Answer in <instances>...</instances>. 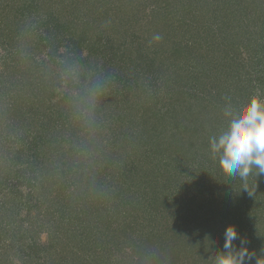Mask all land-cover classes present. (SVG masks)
<instances>
[{
  "label": "trees",
  "instance_id": "1",
  "mask_svg": "<svg viewBox=\"0 0 264 264\" xmlns=\"http://www.w3.org/2000/svg\"><path fill=\"white\" fill-rule=\"evenodd\" d=\"M57 2L60 16L75 1ZM76 2L73 21L62 23L57 13L33 16V0H0V48L7 51L0 66V264H14L12 255L18 264H213L226 251L230 225L253 253L246 264L264 262L255 255L264 249V222L256 221L264 213V174L254 168L246 180L225 177L209 144L228 127L226 102L236 110L255 87L230 63L228 91L219 70H228L220 62L226 55L221 51L216 63L195 49L202 23H222L234 12L210 16V0ZM31 15L42 29V48L33 35L28 39ZM61 47L66 61L58 67L75 74L66 88L55 83L61 77L53 75V61L34 53L52 49L51 58ZM102 56L109 63L100 64ZM143 64L170 81L165 111L158 97L164 85L144 78ZM184 79L192 90L179 85ZM144 148L154 158L151 167ZM226 179L234 194L225 211L214 209L213 198L186 199L191 189L223 191ZM116 251L123 260L112 263Z\"/></svg>",
  "mask_w": 264,
  "mask_h": 264
},
{
  "label": "rangeland",
  "instance_id": "2",
  "mask_svg": "<svg viewBox=\"0 0 264 264\" xmlns=\"http://www.w3.org/2000/svg\"><path fill=\"white\" fill-rule=\"evenodd\" d=\"M33 1L35 3L33 5L34 6L33 9H34V11H36V13L33 16H37L38 18H41V19H44V18L49 19L52 17L54 18L55 14L57 13V18L59 20H61L62 23H63L64 19L67 22L73 21V19H74L73 15L74 14L72 13V11H73L72 7H74L78 3V2H76V0H74L75 2H70L68 4L66 3L65 4L66 8L63 7L64 11L61 12L60 16H59L58 15L59 5H58L57 0H33ZM210 1H212L211 2L210 16H212L213 13L215 11H218V10H222L223 13H227V11L229 10V11H231V14H232V12H234L235 16H228L230 19L228 20V18H226L222 23H220L219 20L216 21L215 24H208V21L205 24L202 23L203 26L201 24L199 26V30H196V33L198 34V36L196 39L197 45H196L195 49H197V48L202 49V53H205V54L207 53L208 55L213 56V60H215L216 63H218L219 57L221 56V51L224 55H226L225 62L224 61H220V62H221V64L222 63L225 64L226 65L225 67L228 70H225L221 67H219V70H221V72H222V81L224 83V87L227 86L228 91H232V89L230 90L229 87H232V82H231L232 77L231 76H233L230 73V66H228V65L230 63H234L235 66H239V72H238L239 75L246 78L247 81L245 82V84L248 87L249 86L255 87V89H253L252 92H250L252 97L254 95H258L261 98H264V1L262 0L263 1L262 3H258L261 0H257L254 4H253V2H247L246 0H210ZM248 1H251V0H248ZM257 3H258V7L256 8L255 4H257ZM62 5H64V3ZM255 9H258V11L256 13L254 11ZM206 11L208 13V8ZM231 14H229V15H231ZM27 15H28L27 13H24L23 15H21V17L25 18ZM91 16H93V14ZM209 17L207 19H209ZM232 17H235V18H232ZM66 21H64V22H66ZM26 23L31 24L29 27L30 32L28 34L29 35L28 39L31 41V39H32L31 37L33 35V37L35 39V45L38 44L39 47L42 48V41H41V39H42L41 30L42 29L38 28L40 26V24L38 25L39 22L33 21V17L31 15V16H28V20ZM144 23H145V20H142L140 25L142 27H144V25H145ZM139 31H141V30H139ZM26 32H27V30L25 29V33ZM22 33H23V31H22ZM100 37H102V35H100ZM136 37L138 38L137 40L140 41V45L143 48L142 50L147 49L149 47V45L146 44V37L142 36V33L139 32ZM82 39H83L84 45L87 46L88 43L84 42L85 41L84 38H82ZM94 39L96 40V38H94ZM134 44L136 46V43H134ZM88 47H90V46H88ZM101 50L102 49H99L98 54H102V52H100ZM157 50H159V49H151V51H153V52L154 51L156 52ZM51 51H52V49H40V48L34 49V53L36 54L38 59L41 60L43 58L44 61H46L45 63H50L51 60L53 61L54 64L53 63L49 64L51 67L55 68V70H53V75H59L61 77L60 79L55 81V83H60V85L65 87V88H66V86H69V85L71 87L74 84L73 79L75 78V74L69 69L68 70L66 69L63 71L62 69H60L58 67V66H61L62 62L66 61L65 60L66 58L60 59V55H59V54L64 53L65 47H61L60 50L56 49L55 51H57V53H54V57L50 58V57H48L47 54H48V52L50 53ZM103 52L108 53L107 51H103ZM225 52H227V54H225ZM6 53H7V51L5 52L4 50H1V48H0V66L4 62L3 58L5 59L7 57ZM86 55H88V54L86 51H84L83 56L86 57ZM74 57H76V56H73V58ZM227 58L230 59L229 63H227V60H228ZM108 60H109V56H106L105 58H104V56H102V60L99 63L104 65L105 63H109ZM48 61H50V62H48ZM154 63H156V62H154ZM192 63L193 62H191L190 64H192ZM142 66H143L142 70H140V71L142 72L145 70L144 78L147 77L150 81H153V86L155 84L158 87L164 85V87L161 89V91L158 92V97H159V101H160L159 107L161 108V111H165V109L167 108V105L165 103H167V104L170 103L167 101L169 98V94H166V89H167L166 87H167V85H169L168 83L170 81H168L166 78L161 79V76H159L158 74L152 75L151 70L146 71L148 68L147 65L143 64ZM155 67H158V66H155ZM224 71L225 72L229 71V73H230V74L228 73L229 76ZM225 75L227 76V78H225ZM70 77H71L73 83L72 84L70 83L69 85H65L68 83V79ZM211 78H212V80L214 79V77H211ZM168 79L174 80L172 75H170V78H168ZM176 80H180V79H176ZM191 81L193 82V80H191ZM181 83H182V85H184V86L186 85L189 88L188 89L185 86L186 90L189 91L190 88L192 90V83L191 84L186 83L185 79L183 82L179 81V85ZM172 88L176 89L178 87L172 86ZM172 92H174L172 95L175 96L176 90H173ZM151 93H153V92H151ZM229 93H231V92H229ZM247 100H250V99L243 98V100H241V102L246 103L245 101H247ZM236 104H238L236 109H239L243 105H245V104H240V102H237ZM108 111H107V113H108ZM113 113H114V111H113ZM24 151H25V152H23L24 155L28 156L26 153V152H28L26 147H25ZM148 153H149V156H148ZM31 154H32V152H29V155H31ZM151 154H152L151 152H148V148H144V156L146 157V160L144 159L143 162L147 163L150 167L154 161V158L151 156ZM158 158H160V157L158 156ZM21 159L23 161L25 160L24 157H22ZM177 161L180 162V160H177ZM14 162H17L18 167L22 166L21 160H19V161L15 160ZM181 163H182V161H181ZM130 165L132 166V163H130ZM182 169H184V168H182ZM217 169H219V168H217ZM220 171L222 173L221 169H220ZM257 173H258V171H255L253 174L256 175ZM226 180H227V186H229V187H226V189L223 191H222L223 188L220 186L219 187L214 186L213 188L209 189L208 191L202 190L201 192H199L197 189L194 188L195 190L198 191V193H194L195 190H193V189H191V192L186 191L185 192L186 199L188 200L189 198L194 197L195 200L198 201L200 198H202V196L206 199H212L213 198L215 200L214 201L215 205H213L214 209H220L221 211H225L226 210L225 207L228 204L232 203V201H233V200H231L233 197H230V195L234 194V191L233 190L231 191V184L229 181L231 179H226ZM189 181H191V179H189ZM212 181L214 182L213 179H212ZM19 190L26 192L25 187L19 188ZM148 197L150 199V194H148ZM179 207H181V206H176L175 211H177V212L180 211ZM182 209H186V208H182ZM263 214L257 216V218L260 219V221L256 219V221H258V224H262L261 221L264 222V218L262 216ZM227 222L230 224V220H228ZM225 225H227V223H225ZM153 226H154V228L158 227V225L156 223H153V225L150 228H153ZM238 228H239V226H238ZM241 228H239V229H241ZM7 241H9V240H7ZM259 248L262 249L261 251H263V252L260 254L255 253V255H257L259 258H261V260L262 259L264 260L263 246H259ZM125 250H127V249H125ZM107 255H111V254H106L105 257ZM9 260L13 261L14 264H18V261L16 260V258L13 257V255L10 257ZM121 260H123L122 256L117 251L114 252L113 255H111L110 262L113 263L114 261H116V263H117L118 261L120 262ZM213 264H216V263L213 262Z\"/></svg>",
  "mask_w": 264,
  "mask_h": 264
},
{
  "label": "clouds",
  "instance_id": "3",
  "mask_svg": "<svg viewBox=\"0 0 264 264\" xmlns=\"http://www.w3.org/2000/svg\"><path fill=\"white\" fill-rule=\"evenodd\" d=\"M157 34L154 40L159 41ZM224 116L228 127L218 136L210 138V150L219 155V166L225 177L239 176L246 180L251 171L264 174V98L254 95L247 104L234 110L230 99L226 102ZM247 189V188H245ZM225 243L222 255L216 264H246L253 253L249 252L247 240L239 237L235 226H228L224 233ZM239 238V246L233 244ZM257 264L264 262L257 261Z\"/></svg>",
  "mask_w": 264,
  "mask_h": 264
}]
</instances>
